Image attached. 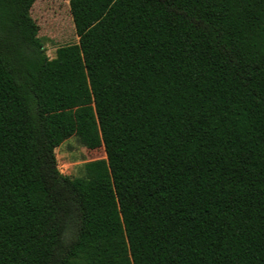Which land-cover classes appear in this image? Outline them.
I'll use <instances>...</instances> for the list:
<instances>
[{"label": "trees", "instance_id": "obj_1", "mask_svg": "<svg viewBox=\"0 0 264 264\" xmlns=\"http://www.w3.org/2000/svg\"><path fill=\"white\" fill-rule=\"evenodd\" d=\"M34 2L0 0V264H264V0H69L52 58Z\"/></svg>", "mask_w": 264, "mask_h": 264}, {"label": "rangeland", "instance_id": "obj_2", "mask_svg": "<svg viewBox=\"0 0 264 264\" xmlns=\"http://www.w3.org/2000/svg\"><path fill=\"white\" fill-rule=\"evenodd\" d=\"M31 14L50 58L58 47L78 42L69 0H35ZM55 152L59 169L71 177L83 176L86 162L106 157L104 147L89 149L74 135L64 140Z\"/></svg>", "mask_w": 264, "mask_h": 264}]
</instances>
